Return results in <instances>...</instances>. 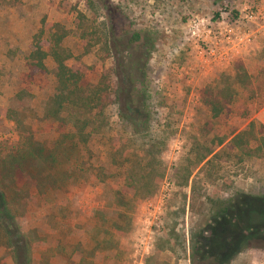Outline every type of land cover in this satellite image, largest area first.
I'll use <instances>...</instances> for the list:
<instances>
[{"label": "rangeland", "instance_id": "1", "mask_svg": "<svg viewBox=\"0 0 264 264\" xmlns=\"http://www.w3.org/2000/svg\"><path fill=\"white\" fill-rule=\"evenodd\" d=\"M92 2L0 0V165L29 130L57 147L55 168L64 178L58 189L43 195L0 187V264H16L14 248L22 242L29 248L18 264L212 262L197 252L203 234L212 251L224 248V264H264L261 233L242 251L233 236L220 240L207 233L218 213L225 215L219 209L239 201V194L242 202L264 198V145L258 149V141L251 140L250 149L230 147L228 137L216 146L218 137L251 129V119L254 136H264L253 113L258 100L264 101V30L240 55L219 59L187 29L193 16L215 20L228 10L236 18L242 8L264 0ZM93 15L97 18L88 27ZM61 31L63 46L73 54L69 65L88 66L92 81L111 67L122 88L121 100L107 111L108 125L85 145L76 144L69 125L44 115L55 87L51 56L45 58V73L29 72L35 42L48 51L52 34ZM239 61L247 74L242 86L234 78ZM207 85L235 90L218 116L201 101ZM127 116L145 123L134 133ZM150 160L152 172L146 173ZM131 166L136 187L127 184ZM259 210L250 205L245 211L251 221L238 212L228 224L231 231L238 235L259 223Z\"/></svg>", "mask_w": 264, "mask_h": 264}, {"label": "trees", "instance_id": "2", "mask_svg": "<svg viewBox=\"0 0 264 264\" xmlns=\"http://www.w3.org/2000/svg\"><path fill=\"white\" fill-rule=\"evenodd\" d=\"M91 6L93 5L92 0H89ZM97 15L92 16L91 23L87 24L88 27H92L94 21L96 20ZM79 19V18H78ZM82 22V20H81ZM100 32V38L103 39L102 46L106 48L107 45L106 36H105V26L101 24V27L98 28ZM84 32V31H83ZM64 37V32H54L51 36L50 42H48V51L44 49V46L40 41L35 42L33 49L28 55V66L29 72L33 74L45 73L47 68L45 64V58L50 55L54 67V79L55 87L53 94L48 98L44 105V115L48 118H53L61 124L69 125L73 130L70 133L76 141V144H88L93 140L94 135L99 133V130L103 126L108 125L107 120V111L115 103L121 100L122 88L118 85L119 74L108 67L99 72L95 81H92L87 76L86 65L71 66L68 64V60L72 57V53L63 46L62 40ZM239 68L234 71V78L241 84H244V81L241 79L242 76H247L245 73V66L239 61ZM244 71V72H242ZM243 74V75H242ZM241 81V82H240ZM245 86V85H243ZM235 90L233 87L217 88L215 86L207 85V91L201 94V101L205 106L209 108L213 116L220 115L232 103L231 93ZM253 113H257L255 119L260 121L261 126L264 128V101L258 100L256 107L253 110ZM129 122L132 129L135 131L138 130L137 127L145 123V119L137 120L133 116H127L125 118ZM249 126L251 129H243L236 133L231 132L224 137H218L216 141V146L221 145L224 141L230 137L228 142L225 145L230 147L241 146L245 149H250L248 145L250 141H258L256 148L260 149L264 145V136L256 137L252 133L255 127V121L250 120ZM21 142L19 148L9 153L5 156L2 164L0 165L1 174L3 177L0 178V187L1 189L9 192L14 191L17 187L18 191L22 194L25 192L32 191L37 194H45L48 191L58 189L64 182L62 175L57 172L55 168V163L57 161L56 151L57 147L45 145L43 142L39 141L29 130H25L21 135ZM254 148V149H256ZM149 151L147 150V153ZM151 152V151H150ZM211 151L205 154L204 159L209 155ZM129 161V160H127ZM149 163L150 169L146 173L152 172V162ZM116 162V161H115ZM132 163V162H131ZM133 164L141 165L140 160H135ZM123 165L122 162L117 164V166ZM147 165L145 164L143 168ZM142 166L140 167V169ZM134 169L129 167L128 176L129 179L127 184L130 186H135L133 183L136 181ZM130 175V176H129ZM143 176L138 179L139 181L143 180ZM146 186V184L144 183ZM148 185V184H147ZM142 186V185H141ZM136 187V186H135ZM143 187V186H142ZM138 188V187H137ZM119 200L124 199V195L121 192H116ZM5 197V196H4ZM239 201H235L230 207H222L219 210L225 212L224 216H220L219 213L217 217H220L218 221L214 222V226L210 229H207V233L215 234L216 238L223 240L224 237H231L237 239V249L242 251L244 248L251 247L250 243L255 240L258 236L256 233H261L264 236V229L260 225H264V207L263 197H258L254 201L247 199L242 202L244 194H239L235 197ZM126 199V197H125ZM248 202V203H246ZM253 205L260 208L258 212V218L260 222L244 228L241 233L236 235L231 231L228 224L234 220L238 212H242L244 218L249 219L250 221L253 218H249L246 215V210ZM121 214V213H120ZM123 214V212H122ZM121 214V215H122ZM227 223V225H225ZM117 227L120 224L115 223ZM226 229V231H225ZM225 231V232H224ZM252 238V239H251ZM243 240H249L244 242ZM22 245H17V249L14 248L15 257L18 262L23 258L27 257V242H22ZM197 252L200 251V256L204 258H212L210 260L200 261L201 264H224V252L223 247L215 253L207 245V236L203 234L200 236L199 241L197 242ZM200 248V249H199ZM234 251V248H233ZM228 254V253H227ZM226 255V254H225ZM231 255V254H228ZM224 259V260H223ZM16 262V264H18Z\"/></svg>", "mask_w": 264, "mask_h": 264}, {"label": "built area", "instance_id": "3", "mask_svg": "<svg viewBox=\"0 0 264 264\" xmlns=\"http://www.w3.org/2000/svg\"><path fill=\"white\" fill-rule=\"evenodd\" d=\"M263 7L256 4L242 8L236 18L230 17L228 10L221 11L215 20L193 16L187 23L190 38L208 47L219 59L240 55L264 30Z\"/></svg>", "mask_w": 264, "mask_h": 264}]
</instances>
